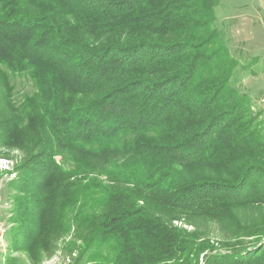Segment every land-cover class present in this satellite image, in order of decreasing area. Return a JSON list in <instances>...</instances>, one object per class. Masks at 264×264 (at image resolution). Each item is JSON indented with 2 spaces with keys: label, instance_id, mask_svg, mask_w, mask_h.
I'll use <instances>...</instances> for the list:
<instances>
[{
  "label": "trees",
  "instance_id": "16d2710c",
  "mask_svg": "<svg viewBox=\"0 0 264 264\" xmlns=\"http://www.w3.org/2000/svg\"><path fill=\"white\" fill-rule=\"evenodd\" d=\"M220 1L0 0V147L29 168L12 249L35 264L68 236L73 264H264V122L233 86ZM19 73L35 91L15 105Z\"/></svg>",
  "mask_w": 264,
  "mask_h": 264
},
{
  "label": "rangeland",
  "instance_id": "374dc122",
  "mask_svg": "<svg viewBox=\"0 0 264 264\" xmlns=\"http://www.w3.org/2000/svg\"><path fill=\"white\" fill-rule=\"evenodd\" d=\"M216 17L215 25L222 31L230 53L238 62L232 76L233 86L238 91L249 95L253 110L261 111L258 119L264 122L262 106L259 104L260 98L264 96V0H229V2L221 0L216 7ZM9 81L12 84L10 98L15 105L20 104L24 95H31L35 91L34 83L27 73L10 74ZM2 90L4 87L1 85L0 121L12 113L8 110L1 94ZM25 157L27 154L23 150L0 147V160H5V163L0 161V197L3 203L1 211L5 212L4 219L8 225L7 248L1 255L0 264H34L29 253L12 249L13 229L20 226L16 222V218L18 219L16 196L19 194L13 186L15 181L18 182L29 173V168L21 169ZM57 159L62 162L60 156ZM250 214L251 210L244 212L246 217ZM174 224L191 230V226L181 221ZM208 230L214 240H216L215 236L220 240L226 237L214 222L211 225L208 224ZM18 238L24 240L22 235ZM69 240L71 238L68 236L57 240L50 251H42L41 259L35 264H73L72 261L76 255L65 252V244ZM228 240L234 242L232 239ZM247 240L249 239L244 238V241ZM201 256L199 262L203 264ZM78 264H84V262L81 260Z\"/></svg>",
  "mask_w": 264,
  "mask_h": 264
},
{
  "label": "built area",
  "instance_id": "2783aa9c",
  "mask_svg": "<svg viewBox=\"0 0 264 264\" xmlns=\"http://www.w3.org/2000/svg\"><path fill=\"white\" fill-rule=\"evenodd\" d=\"M259 104L262 106L261 110H262L263 118H264V96L260 98ZM0 161L5 163V160H0ZM2 208H3V203L0 197V258H1L2 253H4V251L7 248L6 233L8 230V225H6V221L4 219L5 212L1 211Z\"/></svg>",
  "mask_w": 264,
  "mask_h": 264
},
{
  "label": "crops",
  "instance_id": "0c3cea01",
  "mask_svg": "<svg viewBox=\"0 0 264 264\" xmlns=\"http://www.w3.org/2000/svg\"><path fill=\"white\" fill-rule=\"evenodd\" d=\"M226 1H228L229 2V0H226ZM232 1V0H231Z\"/></svg>",
  "mask_w": 264,
  "mask_h": 264
}]
</instances>
